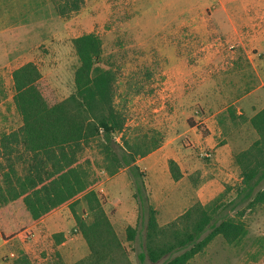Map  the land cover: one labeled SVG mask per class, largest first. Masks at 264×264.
Listing matches in <instances>:
<instances>
[{
	"label": "rangeland",
	"instance_id": "rangeland-1",
	"mask_svg": "<svg viewBox=\"0 0 264 264\" xmlns=\"http://www.w3.org/2000/svg\"><path fill=\"white\" fill-rule=\"evenodd\" d=\"M226 7L225 0H0V137L23 122L14 101V71L36 63L47 100L66 99L75 91L79 64L73 40L95 33L102 41L101 65L117 75L115 104L126 117L116 139L119 147L129 143L140 151L137 164L145 173L159 225H170L200 202L210 211L231 215L247 230L233 243L217 235L187 264H264V203L250 205V199L238 196L242 174L235 161L259 138L251 119L264 108V66L256 39L245 41L222 29ZM219 148L226 151L222 163L216 159ZM79 160L90 162L93 176L100 179L95 189L121 246L103 250L98 245L100 256H93L66 205L58 209L68 220L64 231L36 225L24 234V243L0 249V264H12L23 251L49 264L83 259L90 264H141L139 253L147 237L134 196L136 175L128 167L110 175L100 139L87 145ZM171 160L177 163L178 180L172 177ZM17 168L23 172L25 165ZM210 182L221 190L198 196ZM86 207L83 201L77 209L82 213ZM217 211L214 217L219 219ZM83 217L88 223L94 218L88 210ZM130 227L136 228L133 239ZM54 233H63L65 240L58 244L61 235L54 238ZM56 251L60 256L53 260ZM181 252L145 262L165 264Z\"/></svg>",
	"mask_w": 264,
	"mask_h": 264
},
{
	"label": "trees",
	"instance_id": "trees-1",
	"mask_svg": "<svg viewBox=\"0 0 264 264\" xmlns=\"http://www.w3.org/2000/svg\"><path fill=\"white\" fill-rule=\"evenodd\" d=\"M73 44L79 64L75 71V91L66 99L54 103L47 100L40 88L42 74L34 62L24 64L13 73L14 101L23 122L0 137V231L3 238L25 231L69 205L78 228L91 245L93 256L99 255L98 245L103 250L121 246L95 189L100 179L93 176L90 162L85 164L79 160L85 147L98 139L102 140L107 160L105 168L110 175L122 167L131 168L136 175L134 196L141 216L145 218L147 237L145 250L139 253L141 264H146L147 258L158 262L181 250L183 252L165 264H187L217 235L221 234L233 243L247 233L242 222L231 215H222L216 208L210 211L200 202H195L170 225H159L158 211L150 201L145 173L137 164L140 151L129 143L127 147H119L116 139V134L125 128L126 117L115 104L117 75L113 69L101 65V38L88 33L76 37ZM251 122L259 138L237 155L235 161L242 174L238 196L242 200L250 199V205H258L264 203V187L257 189L264 182V108L252 117ZM147 150L141 153L144 155ZM20 164L25 165L23 172L17 168ZM170 171L175 180L180 179L174 160L170 161ZM83 201L86 210L94 216L89 223L83 217L86 210L80 213L77 209ZM216 211L221 218L214 217ZM208 229L210 231L204 235ZM135 234L136 228L130 227L129 237L133 239ZM59 235L58 244L65 240L63 233H54L53 237ZM59 256L60 252L56 251L53 260ZM90 263L83 259L74 264ZM12 264L49 263L36 262L23 251ZM56 264L66 263L59 260Z\"/></svg>",
	"mask_w": 264,
	"mask_h": 264
},
{
	"label": "crops",
	"instance_id": "crops-1",
	"mask_svg": "<svg viewBox=\"0 0 264 264\" xmlns=\"http://www.w3.org/2000/svg\"><path fill=\"white\" fill-rule=\"evenodd\" d=\"M225 5L229 6V10L226 7L228 11L225 20L227 22L224 23L222 29L227 33L229 31L232 33L236 32L237 36L245 41L248 37L256 39L258 42L260 62L263 61L260 65L264 66V0H225ZM210 119L211 117H209ZM214 127L216 128L215 125ZM211 132L212 135L214 131L211 129ZM209 138L210 136L206 139L208 140ZM225 152L222 148L217 149L216 159L221 163L224 160ZM204 190L206 191L205 194H212L211 192H213L212 196H215L221 190V187L217 186L215 182H210L208 188H200L197 195L202 198ZM187 198L189 199L188 196H185V199ZM58 212L59 210L54 211L25 231L17 233L8 239L3 238L0 231V249L20 241L24 243V234H27L31 228H34L38 224L46 227L51 232L64 231L68 220L62 219V215ZM69 224L73 225V218L69 219Z\"/></svg>",
	"mask_w": 264,
	"mask_h": 264
},
{
	"label": "built area",
	"instance_id": "built-area-1",
	"mask_svg": "<svg viewBox=\"0 0 264 264\" xmlns=\"http://www.w3.org/2000/svg\"><path fill=\"white\" fill-rule=\"evenodd\" d=\"M12 255H14V253H12Z\"/></svg>",
	"mask_w": 264,
	"mask_h": 264
}]
</instances>
